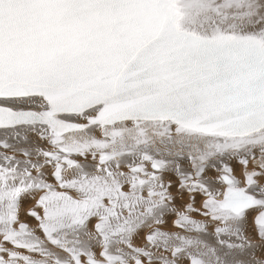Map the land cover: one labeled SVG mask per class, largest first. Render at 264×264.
<instances>
[{"label": "snow or ice", "instance_id": "obj_1", "mask_svg": "<svg viewBox=\"0 0 264 264\" xmlns=\"http://www.w3.org/2000/svg\"><path fill=\"white\" fill-rule=\"evenodd\" d=\"M0 264H264V0H0Z\"/></svg>", "mask_w": 264, "mask_h": 264}]
</instances>
